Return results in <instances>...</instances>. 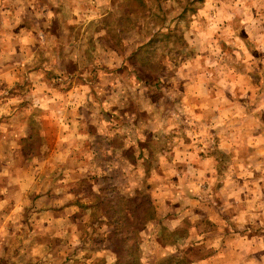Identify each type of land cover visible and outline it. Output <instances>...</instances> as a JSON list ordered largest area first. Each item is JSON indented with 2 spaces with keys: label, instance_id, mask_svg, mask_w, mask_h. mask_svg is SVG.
Listing matches in <instances>:
<instances>
[{
  "label": "rangeland",
  "instance_id": "obj_1",
  "mask_svg": "<svg viewBox=\"0 0 264 264\" xmlns=\"http://www.w3.org/2000/svg\"><path fill=\"white\" fill-rule=\"evenodd\" d=\"M4 31L26 44L0 85V264H114L130 238L138 264H208L252 226L264 0H0Z\"/></svg>",
  "mask_w": 264,
  "mask_h": 264
},
{
  "label": "crops",
  "instance_id": "obj_2",
  "mask_svg": "<svg viewBox=\"0 0 264 264\" xmlns=\"http://www.w3.org/2000/svg\"><path fill=\"white\" fill-rule=\"evenodd\" d=\"M4 34L5 41L0 44V85L17 81L22 47L26 44L17 39V35L6 34L5 31ZM259 151L261 152V149ZM182 195L185 197L184 200L188 199L185 193ZM196 209L195 211L188 209V212L196 215L198 213ZM252 211L254 213L250 216L254 217V221L250 223L252 226L244 225L246 220H249L245 216L244 220H241L242 225L236 223L237 230L243 228L246 229L245 232L232 234L227 231L219 235L208 264H264V230H255L264 229V204L256 209L258 213L254 209Z\"/></svg>",
  "mask_w": 264,
  "mask_h": 264
},
{
  "label": "trees",
  "instance_id": "obj_3",
  "mask_svg": "<svg viewBox=\"0 0 264 264\" xmlns=\"http://www.w3.org/2000/svg\"><path fill=\"white\" fill-rule=\"evenodd\" d=\"M178 19L181 18V13L178 15L177 17ZM146 212V211H145ZM144 212V213H145ZM148 213V212H146ZM101 218H104L105 216H100ZM154 217L153 213L149 214V216L147 217V221L151 220ZM145 219H142L141 222L144 224ZM116 220H113L112 223L116 224ZM141 223V224H142ZM130 231L126 232V234H128ZM110 239V238H109ZM113 241V239H111ZM130 241L131 243H129V247L126 253H124V248L125 246H127V242ZM113 248L115 250L116 253V261L114 264H138V260L139 258L138 255L136 254L137 252V246L136 244H132V240L130 239H124V240H114L113 242ZM121 244H124L122 249H121ZM162 264H185L182 260L178 259V258H172L169 259L168 261L162 263Z\"/></svg>",
  "mask_w": 264,
  "mask_h": 264
}]
</instances>
